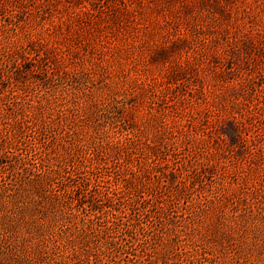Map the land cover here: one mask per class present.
Listing matches in <instances>:
<instances>
[{
	"label": "rangeland",
	"instance_id": "374dc122",
	"mask_svg": "<svg viewBox=\"0 0 264 264\" xmlns=\"http://www.w3.org/2000/svg\"><path fill=\"white\" fill-rule=\"evenodd\" d=\"M112 99L119 109L104 123L95 105ZM17 118L35 119L22 139ZM1 127L19 146L0 134V175L16 156L96 167L89 188L66 190L87 215L103 185L121 192L101 202L111 209L162 190L143 174L148 142L166 162L193 158L188 187L184 171L171 177L170 210L147 195L145 220L168 218L149 243L134 239L138 259L147 245L169 264H264V0H0ZM124 127L136 150L116 149ZM54 222L0 229V264H129L108 248L124 229Z\"/></svg>",
	"mask_w": 264,
	"mask_h": 264
},
{
	"label": "trees",
	"instance_id": "16d2710c",
	"mask_svg": "<svg viewBox=\"0 0 264 264\" xmlns=\"http://www.w3.org/2000/svg\"><path fill=\"white\" fill-rule=\"evenodd\" d=\"M118 102L116 99H112L100 105L96 104L95 113L103 119L104 123H107L113 117L111 114L112 109H119ZM21 118L15 120V127L20 133V139L28 129L35 126L34 118ZM104 123L100 125H104ZM124 128L126 129V127ZM9 131L7 127L0 128L4 144L7 148L15 146L18 150L19 142H10ZM120 132L123 131L120 130ZM124 135V139H120L116 143V149L130 151L131 145H133L136 150V146L140 141L135 134L131 135L129 130L126 129ZM98 146L101 147L100 143H98ZM146 146L153 154H151L148 165L150 169L143 172V174L148 179L157 180L162 186V190L159 192L148 194H153L157 207L168 211L174 201L173 196L170 195V183L171 177L175 176V171H184L180 183L183 188H186L191 183L194 169L198 168L195 167L193 158H190L184 167L180 165L178 158H175L173 163L166 162L165 157L162 155L166 148L163 149L160 143H156V141L148 142ZM133 152H129L130 155ZM2 162L3 159L0 158V165ZM12 166L14 168L13 172L0 175V229H51L48 227H52L54 221L61 223V229H70L65 223L70 219L80 222L76 229H124L111 235L108 248L124 251L129 264H169L167 259H158V257L153 256L147 245L140 247L143 260L138 259L139 247L135 244L134 239L141 237L143 241L149 243L153 239L149 233L150 229H166L165 220L168 218L163 219L162 216L160 217L157 214L160 224L157 228L151 225V221L145 220V217H148V214L151 213L146 205L150 200L148 194H143L136 199L131 197L132 201L128 207L103 208L102 201H113L116 198H121L119 188L103 185L101 193L95 196L94 201L88 205L92 211L91 214L87 215L82 209L78 208V205L85 208V201L81 197L76 198L74 201V194L72 195L73 199H69L66 190L74 184L89 188L90 183L88 180L91 175L95 174L96 167L79 163V165L70 167L52 168L45 164L43 159L34 161L29 157L22 156H16ZM72 191H75V189H72ZM164 194H168V196ZM205 201L207 204L213 203V200L208 196H205ZM2 217L4 220L1 222ZM169 220L175 223L177 219ZM54 224L57 225L55 222ZM204 254H209V252L205 251ZM176 255H181V253L178 252Z\"/></svg>",
	"mask_w": 264,
	"mask_h": 264
}]
</instances>
